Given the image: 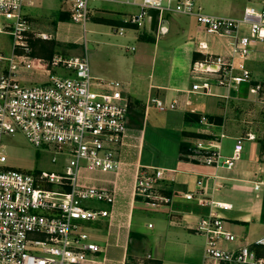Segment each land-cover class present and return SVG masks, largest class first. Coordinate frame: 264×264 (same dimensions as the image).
<instances>
[{
	"label": "built area",
	"instance_id": "1",
	"mask_svg": "<svg viewBox=\"0 0 264 264\" xmlns=\"http://www.w3.org/2000/svg\"><path fill=\"white\" fill-rule=\"evenodd\" d=\"M90 0H63L70 19L81 27L83 45L86 24L90 20ZM115 3L117 0H107ZM137 9L124 24L135 29L150 21L148 10L157 11V32L168 15L193 18L206 34L228 40L226 55L207 54L192 64L190 75L199 83L192 91L209 93L211 85L227 92L249 85V92L264 103V84L251 82L247 67L253 46L264 42V0L246 7L239 18L205 13L197 0H124ZM29 4V3H28ZM25 0H0V35L12 38L11 53L0 52V264H104L102 248L94 242L83 225L106 219L110 212L93 203L114 206L121 189L111 190L81 181L83 169L114 173L124 179L130 172L132 200L140 199L149 207L171 201L160 189L165 169L136 163L127 165L118 158L128 136L130 104L122 83L93 77L86 55L52 57L45 61L31 58V40L35 36L49 40L50 36L34 34L32 23L24 14ZM116 33L123 34V28ZM199 48L206 49L199 44ZM44 75L40 84H23L18 74L32 71ZM54 70L63 71L55 74ZM158 111L174 109L152 98ZM21 133L36 149L50 154L57 171L29 173L6 166L5 145L1 138ZM208 138H194L188 143L187 157L216 168L230 169L243 149L242 138H236L230 156L221 151L225 133H209ZM247 139L254 135L247 133ZM259 184L255 186L257 189ZM197 202L208 206L209 213L201 217L194 228L204 238L200 264H264V234L242 240L228 248L221 243L236 241L235 235L223 227L218 209L230 204L207 198L196 192ZM185 199L193 195L186 193ZM151 255L130 261L125 249L118 264H147Z\"/></svg>",
	"mask_w": 264,
	"mask_h": 264
},
{
	"label": "crops",
	"instance_id": "2",
	"mask_svg": "<svg viewBox=\"0 0 264 264\" xmlns=\"http://www.w3.org/2000/svg\"><path fill=\"white\" fill-rule=\"evenodd\" d=\"M25 1L24 14L32 23L33 33L50 36L49 40L33 37L31 42H44V55L33 56L31 47V58L48 61L54 56H80L78 48L83 45V33L81 27L71 21L63 0ZM117 1L90 0L88 4L90 10L96 11L109 4L125 5L121 3L124 0ZM197 4L205 13H211L203 0H197ZM125 6L134 9L129 14L137 12L136 8ZM246 7L231 8L228 17L239 18ZM127 17L117 21L103 17L96 20L108 21L118 28H133L124 24ZM161 25L164 33L157 32L156 26L153 38L147 33L138 36L136 30L132 31L131 40L140 42L138 55L130 61L121 59L127 65L121 73L125 80L120 83L124 86L130 109L133 104L140 117L143 116V125L152 111L168 113L159 119L160 126L157 127L158 132L167 133L166 136L161 133L160 142L168 147L160 149L152 144V151L144 157L145 129L140 127V118L138 129H132L128 120L129 137L119 150L118 158L127 165L140 163L165 169L160 189L171 201L156 208L146 206L140 199L132 200L130 172L122 180L116 179L114 173L83 169L80 174L83 183L108 190L118 185L116 187L121 189L114 206L92 204L110 212L106 219L83 225L91 239L101 246L100 259L104 264H118L125 249L130 261L151 255L147 264H200L204 238L194 228L210 208L197 202L196 192L230 204L229 209L217 210L223 219V227L236 237L235 242L221 243L223 247L232 248L242 240L251 241L264 234V103L250 94L247 84L230 92L214 84L209 93L192 91V85L200 81L190 75L192 64L202 61L207 54H228V40L206 34L191 17L168 15ZM146 26L150 33V21ZM199 44L205 45L206 49H200ZM38 46L40 48L42 44ZM87 46L92 48L89 43ZM130 50L134 51V48ZM246 64L251 71V83L264 84V42L253 46ZM19 75L23 84L32 83L26 80L27 75L45 80L44 75L38 76L34 70ZM152 98L168 107L174 103V109L158 111L150 102ZM221 132L227 136L221 141L225 156L231 155L236 138H242L241 156L230 169L216 168L186 156L189 141ZM247 133L253 134L254 138L247 139ZM186 193H191L193 198L185 199Z\"/></svg>",
	"mask_w": 264,
	"mask_h": 264
},
{
	"label": "rangeland",
	"instance_id": "3",
	"mask_svg": "<svg viewBox=\"0 0 264 264\" xmlns=\"http://www.w3.org/2000/svg\"><path fill=\"white\" fill-rule=\"evenodd\" d=\"M258 0H203L205 8L210 10V14H216L220 16H230L231 8L240 9L241 7L254 6ZM90 20L86 24L85 43L92 46L91 49L85 50L82 46H79L78 55H86L89 63L90 72L93 77L102 79L104 81H118L125 80L122 76V72L125 65L121 59H134L138 55L139 41L131 40V34L133 30H136L138 36L147 33L149 37H155L154 32H147L146 23L143 28L135 29L123 27V36H119L116 31L118 25L110 24L108 21H97L96 18H108L112 20H120L129 15V12L134 11L127 6L119 4H109L106 8H102L98 11L90 10ZM128 14V15H126ZM84 36V35H83ZM84 38V37H83ZM153 40V39H152ZM42 44L38 48V44ZM12 46V38L7 35H0V52L5 56L10 55ZM33 56L41 57L44 55V42L34 40L31 42ZM128 48V50H126ZM134 48V51L130 49ZM61 54V53H60ZM133 65V64H132ZM131 65V70L132 69ZM55 74H61L63 71L54 70ZM38 76L39 73H37ZM21 76L18 74V77ZM34 75H27L26 80L32 82L31 84H40L42 79H35ZM242 84L239 88H241ZM248 85V84H247ZM134 105H131L129 123L132 129H138V120L140 118V127L145 129V147L143 156L152 151V144L160 149L167 148L160 140L167 133L165 131L158 132L157 127L160 126V118L166 117L168 113H160L156 111L150 112L149 118L145 120L143 125V116L140 117L139 111L134 109ZM165 130V129H164ZM162 133V134H161ZM1 143L5 145V155L7 157L6 166L11 169L19 170L22 172H39L44 171H57L58 164L51 162L50 154L41 149L33 147L21 133H15L13 135L3 136ZM157 152V151H155ZM154 152V155L156 154ZM158 153V152H157ZM155 163H159L156 162Z\"/></svg>",
	"mask_w": 264,
	"mask_h": 264
},
{
	"label": "water",
	"instance_id": "4",
	"mask_svg": "<svg viewBox=\"0 0 264 264\" xmlns=\"http://www.w3.org/2000/svg\"><path fill=\"white\" fill-rule=\"evenodd\" d=\"M147 15L150 16V31L154 32L155 27H156V15L157 11L155 10H148Z\"/></svg>",
	"mask_w": 264,
	"mask_h": 264
}]
</instances>
